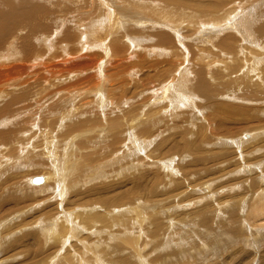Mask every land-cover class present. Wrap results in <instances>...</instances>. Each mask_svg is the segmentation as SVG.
Instances as JSON below:
<instances>
[{
    "label": "bare ground",
    "instance_id": "obj_1",
    "mask_svg": "<svg viewBox=\"0 0 264 264\" xmlns=\"http://www.w3.org/2000/svg\"><path fill=\"white\" fill-rule=\"evenodd\" d=\"M254 1L0 0V264H171L231 221L263 240Z\"/></svg>",
    "mask_w": 264,
    "mask_h": 264
},
{
    "label": "rangeland",
    "instance_id": "obj_2",
    "mask_svg": "<svg viewBox=\"0 0 264 264\" xmlns=\"http://www.w3.org/2000/svg\"><path fill=\"white\" fill-rule=\"evenodd\" d=\"M261 3H263L262 0H260V1L259 0H255L252 5L254 7H260V6H262V5H260ZM242 103H238V105L237 104L236 105L237 106L240 105L239 107L242 106L243 108L246 107V111L248 112L247 113L245 111L246 114H249V112H250L249 110H251L250 107H252L253 105H254L253 107L257 106L255 108L259 109L257 114H260V123L261 124L264 123V120H263V122L261 121L262 119H264V103H259V104L258 103L257 104H252V103H248V102H244V104H242ZM260 111H262L263 113L260 112ZM256 122H257L256 118L255 119L252 118V119H250V121L248 120V124H246V123L241 124L242 125L241 127H243V128L244 127H248V128L252 127L253 128V125H256ZM256 153H257L256 156H259V155H261L262 152H261V150L260 151L258 150ZM109 156L111 157V155H109ZM109 156H106V157L110 158ZM118 157H119L118 161L115 159V158H117V156H114V158H113L114 161L112 160L111 162L109 161L111 158L106 160V161L104 159L105 162L102 165H104V166L106 165L108 167V170H109V169H111L113 167L116 168L118 166H121V165H123V163L125 164L127 162V159L125 157H120V156H118ZM100 159H101V157H100ZM80 160L81 159H79V156H78V159L76 157L74 161L72 160L73 163L78 161V163L76 165L77 168L79 167V165H82V161H80ZM93 161L94 162L95 161L98 162L97 158L95 160H93ZM93 161H90L91 163L89 162V160L84 161V162L92 164ZM117 163H118V165H117ZM259 163H260L259 164L260 166H261V164L263 165L262 161L259 162ZM73 169L74 168L70 167V169H69L70 173L73 171ZM79 169H80V167H79ZM29 170H30V172H33V169H29ZM34 171H36V170L34 169ZM72 173H74V171ZM245 175H247V174H245ZM66 179H68V178H66ZM255 182H254V184H255ZM92 183L93 182L88 180L86 185L89 186ZM67 184H68V182L63 184L64 187H65L64 190L67 188ZM211 189H213V188H211ZM259 189L260 188H257L256 191L258 192ZM253 190H255V188H253ZM221 191L222 190H220L219 192H221ZM239 191H240V194L243 193V192L247 193L248 189L245 188V190H244V188H241V186H239L238 188H233L232 191L230 190L228 192L226 190L225 192H228L226 194L233 195L234 193H237ZM225 192H223V193H225ZM191 208L192 207H190L189 209H191ZM15 219H18V218L15 217ZM213 223L214 222H212V224ZM215 224H217V225H214V227L217 226V228H220L219 223H215ZM241 226H243V225H241ZM261 226L264 229V224H262ZM211 227H212V225H211ZM235 227L236 228H241V231L236 230ZM223 228H225L226 230H224V231L227 232V234H225L224 236L221 235L223 233H220V234H217V235L213 234V235L208 236L209 238L208 237L198 238V239L194 238L195 239V240H193L194 242H188V243L185 242L184 244H182L183 245L182 247L186 248V249H183V251L179 255L172 256V259H174V260H173V262L171 264H174V263L175 264H177V263L178 264H180V263H185V264H264V252L262 251L264 249V232H262L263 234L261 235V238L263 240L262 241H256V243H255V242H252L253 241V236L251 237V235H249L248 232H247V225H244L243 227H239V226H236V224L232 223V221H231L230 223L226 222V224L224 225ZM211 229H213V227ZM218 230H221V229H218ZM242 230L243 231L245 230L244 231L245 233H242ZM246 234H247V236H246ZM216 236H219V237L216 238ZM211 237L213 239H211ZM248 237H250V240L249 241L247 240V241L250 242V243H248V245H247V242L245 241V239H248ZM257 238L260 239V236H257ZM220 239H224V241L220 240ZM206 240H207V242H205ZM191 243H193L194 245L196 244V245L194 246ZM199 245H201V246H199ZM250 245H252V246H250ZM205 247H207V248H205ZM173 248H174V245L172 247L164 249L160 253H162V254H166V253L170 254L172 251H174ZM247 252H249V255H248ZM166 258H168V257H166Z\"/></svg>",
    "mask_w": 264,
    "mask_h": 264
},
{
    "label": "water",
    "instance_id": "obj_3",
    "mask_svg": "<svg viewBox=\"0 0 264 264\" xmlns=\"http://www.w3.org/2000/svg\"><path fill=\"white\" fill-rule=\"evenodd\" d=\"M37 180H39V179H37ZM37 180H36V181H37Z\"/></svg>",
    "mask_w": 264,
    "mask_h": 264
}]
</instances>
